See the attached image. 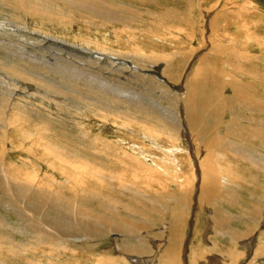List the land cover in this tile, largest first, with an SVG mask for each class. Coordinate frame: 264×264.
I'll return each mask as SVG.
<instances>
[{"label":"bare ground","instance_id":"6f19581e","mask_svg":"<svg viewBox=\"0 0 264 264\" xmlns=\"http://www.w3.org/2000/svg\"><path fill=\"white\" fill-rule=\"evenodd\" d=\"M88 1H92V4ZM142 1L147 6H149L148 3H151L150 0H130L128 3L142 6ZM180 1L182 3L180 5L181 8L177 6ZM208 1L211 3V0ZM220 1H222V4L219 3ZM225 1L217 0L218 3L215 2L216 4L213 6L210 5L209 12L199 8L200 11L199 9L198 11L200 13L197 11L198 14L196 16V5L200 6L198 0H153V4H156L160 12L159 15L156 14L153 17L150 13L146 17H142L138 11L133 12L130 7L124 5L127 4L126 2L121 6L110 0H103V6L98 0H51L53 7L51 9L46 8L45 12L42 11V8H45L44 6H34L31 0H0V6L12 12V14L5 16V21L13 16L15 20L19 21L16 25L18 28H21V20L24 19L31 20L36 24L47 21L51 24L60 25L68 19L73 21L75 27L89 24L88 27L83 29L86 35L75 34L69 45L78 49L81 48L82 52L88 54L91 58L107 57L111 62L118 63L126 77L131 78L132 75H144L145 77L147 74L139 71L140 69L153 70V68H160L162 74L156 80L158 90L164 92V100L166 102L168 101L180 110V117L183 118L181 123L186 125V128H175L176 124L173 120L172 122L168 120L167 118L169 117H165L168 122L165 121L164 112L149 111L150 108L147 110V106L141 104V102L140 104L138 103L139 105H135V108L147 111L151 117L163 119L166 126L173 127L171 132L165 129L162 131L158 130L157 127H154V130L156 133H165L169 143L180 145L181 151H183L181 143H184V133L182 131L189 129L188 133L193 139L195 153L201 156L198 165L201 170V175H199L202 178V182L197 212L203 214L205 211H213V215L210 216V222L213 224L215 231L212 251H216L223 257L228 258V264H233L243 256L240 246L246 242L256 241L259 238V234L263 232L262 245L257 246L255 258L250 262V264H262L260 257L264 256V229L262 225V220L264 219V176L262 174L264 172V72L255 67L254 64L256 62L258 64L261 61L264 67L262 57L259 54L264 51V37L257 34V27H259L260 31H264V26L262 25V22L264 23V12L254 9L255 7H252L251 4L245 5L248 2L245 1L246 3H244V0H238L239 3H236L237 0ZM221 6L224 11L221 16H218L215 12H219L217 10H220ZM249 6L252 8H249ZM163 7L165 9L164 12ZM187 11L192 14L185 15ZM146 19L150 21L156 19L157 21L153 20L150 23ZM224 19L227 22L223 25L221 23ZM194 20L199 22L198 25L202 28V31L200 30L201 33L198 32L199 29H196ZM192 21L194 22L192 23ZM188 24L192 26V31L187 34L191 40L192 48L185 49L183 47L174 54L171 52V54H167L165 51L159 50V48H165L163 41L166 35H172V32H177L175 27L184 29ZM142 26H147V29H140ZM233 26L235 33L232 31ZM214 28L220 31V37H216L218 34H214ZM223 29H225V32L222 31ZM28 32L42 35L44 39H51L45 34H41L42 31ZM193 39L194 41L192 42ZM195 41H197L198 47L193 46ZM50 42L53 43L52 45L60 44V41L57 44L54 39ZM147 47L150 49L151 55L147 53ZM80 56L82 57L83 55ZM82 58L84 59V57ZM194 58L198 59L193 68L190 69L192 70L191 73L186 76L187 88L185 90H176L173 86H176L177 82L183 79L184 71ZM22 61L24 60L22 59ZM52 63L50 64L52 65ZM30 64L29 62V67ZM36 65L34 67L37 68ZM85 65V71L89 74L90 86L96 83V85L101 87L100 85H102L101 82L103 81L100 79L101 77L99 78L96 75L93 66ZM4 66L14 77L18 76L17 70ZM29 67L27 66L26 68ZM107 68L112 70L111 66H107ZM2 70L3 73H7L4 69ZM178 72L180 73L177 74ZM19 73L24 76L20 70ZM120 73L122 75V72ZM25 76L31 82L49 87L46 84L39 83L34 77L26 74ZM126 77L125 79H128ZM140 79L144 80L145 78L143 79L142 77ZM72 82L74 83V81ZM84 83L86 84V82ZM4 85L6 86V84ZM103 90L105 91L106 89L104 88ZM225 90L228 91L227 96L224 94ZM17 95L16 90L13 88L7 94L11 99ZM20 95L18 96L19 98H21ZM77 96L79 98V95ZM14 98L12 99V106H15L16 101H14ZM96 98L98 97L96 96ZM111 98L113 100V97ZM118 98L121 97L117 96L114 101ZM105 103L101 102L100 107L103 113H97V119L113 121L116 125L124 123L128 127L144 128L146 130L150 128L147 126V122L139 121L134 117L128 118L127 115L117 116L107 113L110 109ZM84 105L86 106V104ZM26 106L29 107V104H26ZM23 107L24 110L25 106ZM0 108L2 107L0 106ZM113 111L116 112L115 110ZM226 112H230V120L224 126L222 119ZM22 113L19 112L14 115L12 113L10 116L0 109V126L4 129L5 125L8 129L5 136L0 138L2 143L0 145V209L7 206L10 209L12 207L16 208L15 205L19 204L23 214L33 217L32 225L35 229V234H32L33 236L29 234L30 218H28L29 220L22 218L21 224L24 229L20 231V235L24 239L19 242L17 237L9 234L10 230H16L15 225L13 226L11 221H8L0 213V227L4 230H0V264H12L1 258L4 255V251L12 255H16L20 251L24 254L33 241H36L37 244L35 245L34 243L30 250L35 251L36 264L39 261L37 254L42 258L48 256V261H51L52 257L49 256L50 254L56 251L64 253L69 250L78 253L77 244L88 242V245L80 249L84 253V251L87 252L90 249L98 248V246L93 244L104 240L106 233L121 236L119 249L121 252L125 251L124 253H127V249L131 246V240L135 234L133 225L145 230L147 229V223L158 228L168 227L170 233L168 234V243L171 250L180 246L179 233L184 227V221L181 218H177V215L182 204L184 209L191 211L194 183L197 182L198 177L195 174V170L197 171L196 167H194L195 163L192 164L193 174L186 176L184 172L180 171L181 173L179 172L180 175L178 176L174 174V171H178L179 167L182 168V165L177 163L172 167L169 163L161 162L163 160L161 157H158L160 160H154V157L150 155L154 166L156 168L161 166L162 174L158 175V179L156 178V173L152 177L148 174L151 177H149V180L148 175L143 174V168L141 169V167H148V165H145L139 156L130 157L129 152L120 149L121 158L118 159L120 165H123L122 169L128 164L132 165H129L131 170L122 171V169H119L116 172L118 167L116 166L117 168L115 167L116 170L114 171V163L111 169L109 167L110 163L107 166V162L105 164L98 161L85 154V152L76 154L78 150L74 148L75 146L68 145L69 147H66L65 141L63 142L65 143L64 145L59 142L60 136L57 139L50 138V134L54 132H49V124H44L47 126L48 131L46 129L43 131L41 129L37 130V125L35 126L33 122V119L37 116L34 115L35 118L32 119L30 118L31 116H26L27 112L25 116ZM205 119L207 120V128L211 124H213L215 130L217 128L214 135H208L201 128ZM54 121L47 122L55 125ZM72 121L74 120L72 119ZM40 123H43V121ZM92 127L91 129L94 128ZM220 128H225L224 135L219 134ZM90 140L89 142H91ZM92 141L95 145V152L99 150L108 160L112 159L114 161L115 148L113 144H107L104 138L98 136L94 137ZM28 143H31L30 146H28ZM200 148L202 153H200ZM16 151L19 152V158L24 157L20 163L21 168L6 164V158L8 160V156L14 155ZM38 153L42 155L39 158L37 157ZM148 158L150 159L149 156ZM31 159L43 165L44 169L35 165L33 168L32 164H34V161ZM139 169L143 173L138 172ZM181 179L183 181H180ZM137 181L143 183L144 186L138 185ZM114 182L118 183V188L115 187ZM128 193H133L135 199L125 200L122 198L123 195ZM2 198L4 199L3 201ZM123 211L130 212L132 215L127 216ZM0 212L2 211L0 210ZM257 220L259 222L258 225H256ZM87 221L90 222L88 223ZM164 221H166L165 224ZM206 226L209 228V225ZM257 235L258 238H256ZM26 240L29 243L28 245H26ZM10 244L11 249L9 248ZM259 244L261 243L259 242ZM223 250H226V252L224 253ZM82 253L78 255L86 256V254ZM108 259L112 261L111 258ZM215 260H217V257L215 259L211 258L210 262L215 263ZM111 264H114V261Z\"/></svg>","mask_w":264,"mask_h":264},{"label":"rangeland","instance_id":"374dc122","mask_svg":"<svg viewBox=\"0 0 264 264\" xmlns=\"http://www.w3.org/2000/svg\"><path fill=\"white\" fill-rule=\"evenodd\" d=\"M110 1L115 2L116 4L121 5V6H123V4L126 2L127 4H124V5L130 7L133 12L138 11L142 17H146V15H148V13H150L152 15V17L156 14L157 15L160 14L159 8L156 6V4H153V0H150L151 3H148L149 6H147L145 4V2H143V1H142V3H143L142 6H139L136 4H129L128 2H130V0H117V1L116 0H113V1L110 0ZM245 1L248 3H246ZM31 2L33 3L34 6H44L45 8H42L43 12H45L46 8L51 9L53 7L51 0H31ZM88 2L92 4V1H88ZM98 2L102 6L104 5L103 0H98ZM198 2L200 4V6L196 5V12H195L196 16L198 14L197 11L199 8L204 9V11L208 10L207 12H209L210 5L213 6L214 4L218 3L217 0H213V1L211 0V3L208 0H198ZM243 2L246 3L245 5L251 4L252 7H255L254 9H257L261 12H264V0H244ZM219 3L222 4V1H220ZM225 3H226V1L223 4L225 5ZM236 3H239V1L237 0ZM180 5H182L181 1L177 3L178 7ZM224 5H222V6H224ZM245 5H244V7H245ZM222 6L220 7V10L219 9L217 10L219 12H215L218 16H221L222 15L221 13H223V11H224V10H222ZM251 6H249V8H252ZM142 7H144V8H142ZM205 7H207V8H205ZM145 8L147 11L145 10ZM180 8H181V6H180ZM200 9H199V11H200ZM164 10L165 9L163 7V12H164ZM227 11H229V10H227ZM215 13H213V14H215ZM10 14H12V12L10 10H7V9H5V7L0 6V43H3V44H0V56H1L0 57V63H1L0 64V106L2 107L0 109L4 110L6 113H8V115L11 116L12 113H13L12 115L19 113V112L22 113V110L24 108L23 106H25V109L23 110V113H22L24 116H25L26 112H27L26 116L27 117L31 116L30 118H32V119L35 118V116H37V117L41 116V117H38V120H37L38 123H36L37 117L35 119H33L34 125L35 126L37 125L36 126L37 130L41 129V131H43L44 129H46L48 131V129H49L50 133L54 132L55 134L49 133L51 136L50 138H52V139L56 138L57 139V137L59 138V136H60L59 142L63 143L65 141V143L67 144V145H65L66 147L68 145L73 146V147L75 146L74 148H76L78 150L76 152V154H83L85 152V154L90 155L91 157H93L94 159H96L98 161L104 162L105 164H106V162H107V164L110 163V166H109V164L107 166H109L111 169H112L111 166H113L115 164L114 165V171L118 167L116 172H118L119 169L123 168V165L122 164L120 165V163H119L120 162L119 159L121 158L119 150L121 149V150H125L126 152H129L130 157L139 156L142 159V161L145 163V165H148V167H151L152 169H154V170H152L151 168H148L145 166V167H141V169L143 168L142 170L144 171V173L142 172L141 169H139V171H138V172H141L143 174H147V175L149 174L151 177H152V175L154 176L156 173L157 177L156 176L155 177L158 179L159 178L158 175L162 174V170H160L161 166H158V168H156L152 162V157H154V160H160L158 157H161V159H163V160H161V162L169 163L170 165H172V167H174L177 163L182 165V168L179 167L178 171H176V172L174 171V174H177L178 176L180 175L181 172L182 173L184 172L186 174V176H190L191 173L193 174L194 170H193L192 164L195 163L194 167H196V169H197V171L195 170V174H196V176L198 175L197 182L194 183V190H193L194 196H193V200H192V204H191V207H192L191 211L184 209L183 204H182L181 208L179 209L178 215H177V218H181L184 221V227H183L182 231L179 233L180 246L177 249L171 250V248H170V245L168 243V234H170L168 227L158 228L156 226H153L150 223H147L146 224L147 229H145V230L139 229L138 227L133 225V227L135 228V234H134L133 239L131 240V246L127 249V253H124L125 251L121 252L119 249L121 236L106 233V237H104V240L95 242L93 244L94 246H98V248H93V249L88 250L87 252L84 251V253H82L81 251H83V250L80 251V249H82L85 245H88V242H80L77 244V247L79 248L78 253H75V252L70 251V250L66 251L64 253L56 251L55 253H52L49 255L50 257H52L51 261H48V256H45L42 258V257H40L39 254H37V256L39 257V261L37 262V264H99V263L100 264H111V262H113V261H114V264H118V263L119 264H228V258L223 257L220 253H218L216 251H212L213 238L215 236V231H214L213 224L210 222V216L213 215V211H211V210L205 211L203 214H199L197 212V208L199 206L198 197L200 195V185L202 182V180H201L202 178H200L201 170L199 169V165H198L200 163V160H201L200 157L201 156H199L197 153H195V147L193 144V139H191V136L188 133L189 129H185L184 131H182L184 133V140H183L184 143H181V148L183 149V151H181L180 145H178L176 143H169V140H168L167 135L165 133H161V132L156 133L154 130L155 129L154 127H157L158 130L162 131L165 129L166 131L171 132V130H173L172 129L173 127H171L169 125L166 126L163 119H158V118H155L152 116L154 118L153 119L147 111H142V110H138L135 108V105H139L141 102V104L147 106V110H149V108H150L149 111H153V110L155 111L156 110L157 112H160V113L164 112L163 113L164 119H165V117L171 118V119H169V118H167V119L170 120L171 122L173 120V122L176 124L175 128H177V127L186 128V125H183V123H181L182 122L181 119H183V118L180 117V110L177 109L176 106H173L168 101L166 102V100H164V97H165L164 92L161 90H158V83L156 82V80H157V78H159V75L162 74V72L160 71L161 69L158 67L153 68L154 71L151 69H147V70L140 69L139 71L147 74V75H145V77H144V75H136L138 77L137 79H136L135 75H132L131 78L126 77L123 74L124 71L122 70V68L119 66L118 63L111 62L107 57H103V58L101 57V58H97V59L92 57L93 58L92 59L91 56L82 52L81 48L78 49L77 47L75 48L74 46L69 45L70 42L73 40V37L75 34L86 35V33H85V31H83V29L85 27H88L89 24H84L81 27H75L74 23L71 19L63 21L60 25L59 24H51V23H48L47 21L36 24V23H33L31 20L23 18L24 20H21V22H22L21 28H18V27H16V25L19 21L15 20L13 18V16L11 18H8L7 21H5L6 20L5 16L10 15ZM188 14H192V13L187 11V13H185V15H188ZM146 20L150 21L149 19H146ZM153 20H156V19H152L151 21H153ZM151 21H150V23H151ZM194 21H192V23ZM223 21L221 24L224 25L227 21L225 19ZM115 23H117V22H115ZM150 23H149V26H150ZM194 24L196 25L195 26L196 29L197 30L199 29L198 32L201 33L202 28L198 25L199 22L196 20L194 22ZM117 25H120V24L117 23ZM262 25L264 26L263 22H262ZM138 27H140V26H138ZM257 28H258L257 34L264 37V34H263L264 31L263 30L260 31L259 27H257ZM140 29H147V26H142ZM175 29L177 32H172V35L168 34V36L167 35L165 36V40L163 41V45L165 46V48L164 47H163L164 49L159 48L160 51H162V52L165 51V53H167V54H171V53L174 54L175 52H177L178 50H180L183 47H185V49L192 48L191 40L187 36V34H189L192 31V26H189V24H188L184 27V29L183 28L177 29L176 27H175ZM28 31H36V32L42 31L41 34H45L47 37H49L51 39H44V38H42V35L32 33V32H28ZM222 31L225 32V29H223ZM232 31H233V33H235L234 26L232 27ZM216 33L218 34L216 37H220V34H219L220 31H218V29L214 28V34H216ZM53 39L55 40V42L57 44H59V41H60V44L59 45H56V44L52 45L53 43H51L50 41H53ZM58 39H59V41H58ZM193 41H194V39L192 40V42ZM127 43H125V44H127ZM171 44H173V45H171ZM193 46L198 47L197 41H195ZM1 48L3 49V51L5 50L6 52L5 51L3 52ZM15 49H16V51H14ZM57 49L59 50V52ZM146 49L148 50L147 53L149 55H151V53L149 51L150 49H148V47ZM66 50L69 51L70 53L67 52ZM61 51H62V54H61ZM5 53H6V55H5ZM73 54H75V55H73ZM259 54L262 57V60L264 63V51L260 52ZM80 55H83L82 57H84V59ZM16 58H17V60H16ZM26 58H27V60H26ZM22 59L24 61H22ZM55 59H56V61H55ZM197 59L198 58H194L191 61L190 65L186 68V70L188 69L189 71L185 70L183 79L181 81L177 82L176 86H173L176 90L177 89L185 90L187 88V82H186L187 77L186 76L191 73L192 70H190V69H192L193 65L197 63ZM87 60H88V62H87ZM19 61H20V63H19ZM83 61H85V62H83ZM29 62L31 63L30 67H29ZM50 63H52V65ZM34 64L35 65L38 64V65H36L37 68L34 67L35 66ZM54 64H56V65H54ZM85 64L93 66V70H94V72H96V75L99 78L101 77L100 79L103 80L101 82L103 86L102 85H100V86L102 88L99 87V85H96V83L93 86H90V80L88 79L89 74L85 71L86 70ZM259 64H260V66H259ZM4 65L9 66L10 68L12 67V69H14V70H17L18 76L14 77L13 74H11L8 70L5 69ZM26 65L29 68H26L27 67ZM31 66L34 67L35 69L32 68ZM107 66H111L112 70L110 68L108 69ZM254 66L264 72V67H263V64L261 61L258 64L256 62L254 64ZM41 67L44 69H42ZM79 68H81V69H79ZM2 69H4L7 73H3ZM71 69H73V70H71ZM103 69H105V70H103ZM19 70H20V72H23L22 74H24V76L20 75ZM41 70L43 73L41 72ZM44 70H45V73H44ZM75 70H76V72H75ZM48 71H50V72H48ZM72 71H73V73H72ZM55 72H56V74H55ZM120 72H122V75ZM46 73H47V75L45 76ZM99 73H100V75H99ZM179 73L180 72H178L177 74H179ZM5 74H7V75H5ZM25 74L28 76L36 78L39 83L46 84L49 87H45V86H42V85H39V84H36L34 82L27 80ZM59 74H60V76H59ZM125 77L128 78L130 81L128 79H125ZM142 77H143V79L144 78L145 79L144 80L140 79ZM151 77H153V78H151ZM83 78H85V80H83ZM148 78H149V80H148ZM17 79H18V81H17ZM150 79H152V80H150ZM71 80L74 81V83ZM119 80L121 81V83ZM117 81H118V83H117ZM46 82H48V83H46ZM84 82H86V84H88V85H86ZM141 82H142V84H141ZM4 84H6V86ZM34 84H36V85H34ZM146 84H147V86H146ZM152 86L155 88H153ZM103 87L106 89L105 90L106 92L103 90L104 89ZM11 88L15 89L17 94H18L17 96H15V98L17 97L16 99L13 97L14 101H16L15 106L11 105L13 98L11 99L7 96L8 91ZM60 88H62V89H60ZM1 89H2V91H1ZM53 89H54V91H53ZM108 91H109V94H108ZM24 92H26L28 96L25 95L26 93H24ZM97 93H99V94L97 95ZM19 94H21L20 95L21 98L18 97ZM22 94H23V96H22ZM224 94L227 96L228 91L225 90ZM1 95H2V97H1ZM69 95H70V97H69ZM74 95H76V96H74ZM77 95H79V98ZM81 96H83V97L81 98ZM96 96L98 98L99 97H101V98H99V100H98V98H96ZM117 96H119L121 98H118L117 100L114 101V99H116ZM54 97H56V98H54ZM57 97H58V99H57ZM111 97H113V100ZM28 99H30L31 102ZM55 99H57L58 101L57 100L55 101ZM102 99H105L106 101L105 100L102 101ZM120 99H121V101H120ZM122 100H125V101H122ZM2 101H4V102H2ZM81 101H83L84 103ZM95 101L97 102V104ZM100 101L103 103L106 102L105 104H107L109 109L112 111L111 112L109 110L107 113H112L111 115H117V116L118 115L119 116L127 115L128 118L134 117V118L138 119L139 121H143L145 123L147 122V124H148L147 126H149L150 128L149 129L147 128V130H146L144 128L142 129V128H137V127H128V125H126L124 123H120V124L116 125L112 120H111L112 122H110V121L100 120L99 118L97 119V116H96L97 113H103V110L100 107V104H101ZM7 102L9 103L8 106H7V104H8ZM34 102H36V103H34ZM114 102H116V103L114 104ZM123 102H125V103H123ZM32 103H34L36 106ZM26 104H29V107L26 106ZM39 104H41V105H39ZM84 104H86V106ZM94 104H95L96 108H95ZM87 106H88V108H87ZM92 106H94L93 107L94 109L92 108ZM26 107H28L29 109ZM20 108H22V109H20ZM13 109L15 112L14 111L12 112ZM31 110L33 111V113ZM113 110H115L116 112H114ZM16 111H18V112H16ZM98 111H100V112H98ZM117 112H119V113H117ZM120 112H121V114H120ZM124 112H125V114H124ZM56 113L58 116L56 115ZM131 113H133V114H131ZM70 116H72V117H70ZM124 117H126V116H124ZM41 118H43V119H41ZM65 118L69 121H67ZM151 118H152V120H151ZM72 119L74 121H72ZM41 120L43 121V123H40V122H42ZM78 120H80V121H78ZM229 120H230V112H226L223 115L222 124L225 126ZM47 121H50V122L54 121L57 124V126H55L56 124L54 125V123L51 124L50 122H47ZM165 121L168 122L166 119H165ZM68 122H70V123H68ZM40 124H42V125H40ZM44 124H46V125L49 124L48 125L49 128L47 129V126H45ZM206 124H207V120L205 119V120H203L201 128L203 130H205L208 135H214L217 128L215 130L213 128V124H211V126L209 128H207ZM58 126H59V128H58ZM91 127L95 130L91 129ZM52 128H53V131H52ZM89 129H91L92 131ZM7 130L8 129L5 125H4V129H2L0 126V138L5 136V134L7 133ZM82 132H83V134H82ZM52 134H54V135H52ZM62 134H64V135L62 136ZM88 134L89 135L91 134L90 135L91 137ZM93 134H95L94 137L98 136V137L104 138L106 140L107 144H113L114 145L113 146L115 148V153H114V157H113L114 161L112 159L108 160L107 157L105 155H103L99 150L97 152L94 151L95 145L92 141L94 138ZM219 134L224 135L225 134V128H220ZM89 140L92 143L89 142ZM65 143H63V145ZM1 144L2 143H1V139H0V145ZM30 144L31 143H28V146H30ZM88 148H90V149H88ZM84 150H87V151H84ZM169 151H171V152H169ZM200 153H202V149L200 150ZM18 154H19V152L16 151V153H14L15 156L12 155L13 158H11L12 156L9 155L8 160H10V162H8V160L6 158V164L7 165L11 164L10 166H15L16 168L17 167L21 168L22 166L20 163L24 157L19 158L20 155H18ZM0 155H1V152H0ZM41 156L42 155H40V153L37 154L38 158ZM143 156H144V158H143ZM148 156L150 157V159L148 158ZM183 156H185V157H183ZM31 160L34 161V164H32L33 166L31 165L33 168L35 166L36 167L38 166V168H41V169L43 168V165H40L36 160H34V159H31ZM129 165H132V164L126 165L124 167V169H122V171L123 170L128 171V169H130ZM32 167H30V168H32ZM158 171L160 172V174H158L159 173ZM254 172L257 173L256 171H254ZM262 174L264 176V172ZM149 175L147 177L150 180L151 177ZM180 181H183V180L181 179ZM114 184H115V187L118 188V186H117L118 183L114 182ZM137 184L144 186V184L139 182V181H137ZM10 197H11V194H10ZM122 198L125 200L135 199V197L133 196V193H128L126 195H123ZM3 200L4 199L2 198V201ZM15 207L16 208L12 207V209H10L9 206H7L6 208L0 209L3 212V213L2 212H0V213L4 217H6L8 219V221L10 220L11 223L13 224V226L15 225L14 227L16 228V230L15 231L10 230L9 234L12 235L13 237H17L19 239V242H20L21 240L24 239L20 235V231H22L24 229V226H22V224H21L22 218H25L26 220H29L28 218H30V230H29L30 233L29 234H31V236H33L32 234H35V229L33 228V225H32L34 220H33L32 216L29 215L30 216L29 217L28 215L23 214L21 212L22 210L19 207V204H16ZM19 208H20V210H19ZM123 213L127 216L132 215V213L127 212V211H123ZM17 214H19V215H17ZM87 222L89 223L90 221H87ZM165 223H166V221H164V224ZM258 223L259 222L257 220L256 225H258ZM206 225H209V228ZM262 225H263V229H264V219L262 220ZM20 226H21V228H19ZM0 230H3V228L0 227ZM173 232H174V230H173ZM262 233L259 234V238H258V235L256 237L259 240L256 239V241L246 242L240 246V249L242 251L243 256H242V258L236 260L233 264H250V262L255 258L257 246L262 245V238H263ZM26 242H27L26 245H28L29 243L27 240H26ZM259 242L261 244H259ZM34 243H35V245L37 244L36 241H33L28 246V249L24 254H22L20 251L19 253L17 252L16 255H12V254H9V253L4 251L3 252L4 255L1 258L3 260H7L8 262H10L12 264H32V263L36 264L35 261H37V257L34 256L35 251L30 250V248L32 246H34ZM162 243H163V245H162ZM81 244H83V245L81 246ZM9 248L11 249V244L9 245ZM19 248H20V246H19ZM223 252L225 253L226 250H223ZM79 253L86 254V256L78 255ZM215 257H217V260H215V263L214 262L211 263L210 259L211 258L215 259ZM261 257H260V259L262 261L261 263L264 264V256H261ZM108 258H111L112 261H110Z\"/></svg>","mask_w":264,"mask_h":264}]
</instances>
